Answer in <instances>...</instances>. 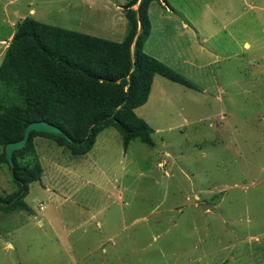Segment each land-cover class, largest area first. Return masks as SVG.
<instances>
[{
    "label": "rangeland",
    "instance_id": "374dc122",
    "mask_svg": "<svg viewBox=\"0 0 264 264\" xmlns=\"http://www.w3.org/2000/svg\"><path fill=\"white\" fill-rule=\"evenodd\" d=\"M126 1L0 0V40L26 16L122 40ZM148 17L144 50L195 87L155 75L135 109L153 146L107 127L73 156L37 136L43 175L28 211L0 207V264H264V0H155ZM15 189L1 163V197Z\"/></svg>",
    "mask_w": 264,
    "mask_h": 264
},
{
    "label": "trees",
    "instance_id": "16d2710c",
    "mask_svg": "<svg viewBox=\"0 0 264 264\" xmlns=\"http://www.w3.org/2000/svg\"><path fill=\"white\" fill-rule=\"evenodd\" d=\"M153 1H126L122 6L126 32L120 41L30 16L16 23L0 62V164L8 167L16 186L7 198L0 195L4 210H29L24 201L29 185L43 175L34 147L37 136L50 138L73 156L89 152L107 127L119 132L124 150L135 138L153 146L152 128L135 112L147 101L153 77L195 87L144 50L151 27L148 8ZM40 120L59 127L62 133L31 131L25 145L13 151L10 166L5 144L21 139L25 126Z\"/></svg>",
    "mask_w": 264,
    "mask_h": 264
},
{
    "label": "water",
    "instance_id": "95a60500",
    "mask_svg": "<svg viewBox=\"0 0 264 264\" xmlns=\"http://www.w3.org/2000/svg\"><path fill=\"white\" fill-rule=\"evenodd\" d=\"M31 131L54 133V134L62 133V130L59 127H57V126H55V125H53V124H51L45 120L32 121V122L28 123L23 130V135H22L21 139L16 140V141H12V142H8L4 146L5 158H6V160L10 166L13 165V159H12L13 151H15L17 149H21L25 145ZM65 137L70 141V137H68L67 135H65Z\"/></svg>",
    "mask_w": 264,
    "mask_h": 264
},
{
    "label": "crops",
    "instance_id": "0c3cea01",
    "mask_svg": "<svg viewBox=\"0 0 264 264\" xmlns=\"http://www.w3.org/2000/svg\"><path fill=\"white\" fill-rule=\"evenodd\" d=\"M167 4V3H166ZM165 4V5H166ZM115 9H120V10H122V6L120 5V4H115ZM15 13L16 14H18L19 13V11H15ZM27 13H29V14H33L34 13V8L33 7H29V9H28V11H27ZM113 14H114V11H113ZM23 19V18H22ZM22 19H20V20H22ZM19 20V21H20ZM18 22V21H17ZM16 22V23H17ZM12 23H14V22H12ZM151 24V23H150ZM11 26H12V24H11ZM194 30H195V32L197 31L195 28H193ZM150 31H151V27H150ZM13 33H14V29L12 30V32L6 37V38H4V39H1L0 40V45H1V47H2V44H4V46H3V49L1 50V52H0V56L2 55V54H4V51H5V49H6V47H7V45H8V43H9V41L11 40V38H12V35H13ZM149 35H150V33H149ZM193 35H194V31H193V34H192V37H193ZM149 37V36H148ZM147 37V38H148ZM121 40V39H120ZM120 40H118V41H120ZM147 40V39H146ZM145 40V41H146ZM3 42H5V43H3ZM172 42L173 41H171L170 40V44L171 45H169V43H168V45L169 46H172L173 44H172ZM174 43V42H173ZM0 47V48H1ZM145 52H147V51H145ZM168 51L166 50H164L163 48H162V50H161V52H160V56H159V54H158V56H156L155 54H153L152 56H154L155 58H158V59H160L162 62H165V63H168V62H166L165 60H163V58L161 59V58H159V57H161V56H163V57H168L169 58V55H168V53H167ZM173 53H182V51L179 49V48H177V50L176 51H173ZM155 77V76H154ZM154 77H153V79H154ZM152 86V85H151ZM152 88L150 89V93H149V96H148V99H147V101H146V103L145 104H147V102L150 100V98H151V95H152Z\"/></svg>",
    "mask_w": 264,
    "mask_h": 264
},
{
    "label": "built area",
    "instance_id": "2783aa9c",
    "mask_svg": "<svg viewBox=\"0 0 264 264\" xmlns=\"http://www.w3.org/2000/svg\"><path fill=\"white\" fill-rule=\"evenodd\" d=\"M40 208H43V206H40Z\"/></svg>",
    "mask_w": 264,
    "mask_h": 264
}]
</instances>
